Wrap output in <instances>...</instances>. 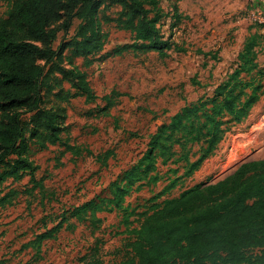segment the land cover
<instances>
[{"label":"rangeland","instance_id":"374dc122","mask_svg":"<svg viewBox=\"0 0 264 264\" xmlns=\"http://www.w3.org/2000/svg\"><path fill=\"white\" fill-rule=\"evenodd\" d=\"M157 1L167 15L158 25L159 32L164 38L172 34V48L165 58L155 51L132 49L131 32L117 24L122 11L119 0H103L94 12V26L103 36V47L87 57L73 55L78 20H73L66 33L59 23L52 26L57 30L52 48L61 46L45 68L43 108L57 114L62 139L82 153L74 157L58 144L40 149L34 144L36 138L25 134L22 155L36 171L34 181L24 171L18 179L7 177L0 184V198L12 196L11 204L0 207V264H83L82 259L95 247L106 264L117 263L129 230L138 227L153 207L200 183L221 180L242 163L264 159L263 142L254 147L257 151L224 168L234 149L233 141L249 135L252 125L264 118L261 74L255 77L262 86L259 100L191 176L184 177L182 164L174 160L162 164L157 158L151 173L155 181L126 185L124 173L137 165L148 148L149 137L185 104L210 96L235 68L239 53L253 38L257 62L264 71V0ZM173 7L180 17L170 30ZM6 10L7 1L0 0V17ZM37 64L42 66L44 61L37 60ZM59 68L84 75L96 99L87 102L76 88L77 79L66 78ZM113 91L118 96L103 113L106 102L102 97ZM30 117L28 114L23 121L33 132ZM107 152L112 155L103 163L98 157ZM4 171L0 167V175ZM114 182L129 189L121 207L94 214L88 211V216L93 214L101 220L96 229L88 221L78 222L72 209L109 198ZM59 222L62 224L52 238L35 245L37 237Z\"/></svg>","mask_w":264,"mask_h":264},{"label":"trees","instance_id":"16d2710c","mask_svg":"<svg viewBox=\"0 0 264 264\" xmlns=\"http://www.w3.org/2000/svg\"><path fill=\"white\" fill-rule=\"evenodd\" d=\"M6 1L7 10L0 17V167L5 169L0 184L7 177L18 179L24 171L34 181L36 168L22 155L27 133L36 138L34 144L40 149L58 144L74 157L82 153L79 147L62 139L57 114L43 108L41 86L45 68L57 57L61 46L52 48L57 40V30L52 26L59 23L60 30L66 33L74 19L79 21L74 35V57H87L103 47V36L93 19L103 0ZM119 3L122 11L117 24L131 32L132 49L155 51L160 57H167L172 48V34L164 38L159 32L158 25L167 15L158 1L119 0ZM173 12L170 30L180 17L176 7ZM255 48L253 38L239 53L235 68L210 96L185 104L156 129L137 165L125 171L127 186L142 180L155 181L151 173L156 169L157 158L162 164L171 160L182 164L187 178L213 154L226 133L248 116L260 98L262 86L255 77L264 71L257 62ZM37 60H43L44 65H38ZM59 70L66 78L77 79L76 88L87 102L96 99L84 75ZM117 96L113 91L102 97L106 102L101 109L103 113L113 106ZM28 114L33 132L28 131L23 121ZM111 155L107 152L98 159L106 163ZM128 193V188L114 182L109 198L90 201L85 208H74L71 212L78 222L88 221L96 229L101 220L93 214L120 208ZM11 199L8 195L1 197L0 207L11 204ZM88 211L93 214L88 216ZM144 216L138 227L129 230L122 259L112 264H264V159L242 163L216 182L195 185L177 198L153 207ZM62 221L66 219L63 217ZM61 224L37 237L35 245L52 238ZM82 262L106 264L97 247Z\"/></svg>","mask_w":264,"mask_h":264},{"label":"bare ground","instance_id":"6f19581e","mask_svg":"<svg viewBox=\"0 0 264 264\" xmlns=\"http://www.w3.org/2000/svg\"><path fill=\"white\" fill-rule=\"evenodd\" d=\"M261 136V137H260ZM242 139H245L244 141ZM264 142V118L257 124L252 125L249 135L240 136L239 140L233 141V150L224 168L231 167L237 161L243 159L252 152L257 151L255 146Z\"/></svg>","mask_w":264,"mask_h":264}]
</instances>
